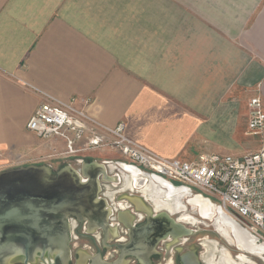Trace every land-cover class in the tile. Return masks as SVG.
Masks as SVG:
<instances>
[{
  "label": "crops",
  "instance_id": "obj_1",
  "mask_svg": "<svg viewBox=\"0 0 264 264\" xmlns=\"http://www.w3.org/2000/svg\"><path fill=\"white\" fill-rule=\"evenodd\" d=\"M44 94L75 98L81 107L90 100L93 117L109 126L126 122L131 139L165 158L257 152L264 132L249 134L248 104L260 96L264 107V0H0V151L42 156L54 169L81 171L95 161L107 177L120 178L113 187L99 177L112 213L131 215L133 203L116 201L131 194L144 196L156 215H180L154 203L158 192L169 194L157 175L133 174L116 152L55 157L62 142L26 130ZM250 137L261 140L256 150L244 141ZM173 184L185 189L173 197L187 210L200 198ZM179 217L175 223L188 222Z\"/></svg>",
  "mask_w": 264,
  "mask_h": 264
},
{
  "label": "built area",
  "instance_id": "obj_2",
  "mask_svg": "<svg viewBox=\"0 0 264 264\" xmlns=\"http://www.w3.org/2000/svg\"><path fill=\"white\" fill-rule=\"evenodd\" d=\"M44 96L47 101L28 120L26 130L43 141L62 142V151L55 145V157L65 160L94 151L116 152L147 173L209 198L264 248V147L243 157L212 154L195 162L169 159L131 139L126 122L109 126L93 117L86 109L90 100L81 107L75 98L62 101ZM248 108V132L258 136L264 132L261 97L252 98Z\"/></svg>",
  "mask_w": 264,
  "mask_h": 264
},
{
  "label": "water",
  "instance_id": "obj_3",
  "mask_svg": "<svg viewBox=\"0 0 264 264\" xmlns=\"http://www.w3.org/2000/svg\"><path fill=\"white\" fill-rule=\"evenodd\" d=\"M128 170L140 172L135 166H129ZM101 174L103 175L101 181H112L113 187L119 186V176L115 174L113 177H107L104 166L96 164L95 161L83 163L81 171H77L71 165L55 170L52 166L44 164L0 172V264H8L13 255L22 253V244L27 253L34 254L43 248L44 251H60L68 256L70 241L68 218L74 217L81 224L88 226L96 225L98 222L97 217L102 206L98 203ZM153 179L168 191L180 193L185 190L177 188L162 177L153 176ZM122 196L118 195L116 201L123 202L124 200H120ZM199 197L215 208V204L209 198L203 195ZM128 200L150 214L155 213L144 196H136L135 199L128 197ZM103 203L108 207L106 201ZM108 209L112 213V209L110 207ZM163 214L167 217L166 213ZM119 215H123V220L132 216L130 211H120ZM154 215L156 216V213ZM120 221L122 222L121 218ZM115 225L112 226L117 230L119 224ZM102 226L103 229H107L106 224ZM173 227L181 234H194L196 231L185 229L175 222ZM151 229L152 226L149 225L138 230L135 239L148 237ZM107 236L112 240L118 237V234L109 231ZM197 250L199 246H194L192 253L197 255Z\"/></svg>",
  "mask_w": 264,
  "mask_h": 264
},
{
  "label": "flooded vegetation",
  "instance_id": "obj_4",
  "mask_svg": "<svg viewBox=\"0 0 264 264\" xmlns=\"http://www.w3.org/2000/svg\"><path fill=\"white\" fill-rule=\"evenodd\" d=\"M149 193L151 194L150 191ZM128 195H123L120 200H127L128 197L136 198L135 195ZM161 197V202H166L170 206H159L153 200L158 209L169 210L175 214L179 212V214H182L181 219L183 221H192L195 224L194 218L184 212L187 210L186 205L182 203L180 198L177 200L182 204V207L178 211L175 209L176 206L173 205L175 203H173L169 194L161 195ZM106 199L103 191H101L98 203H101L102 206L98 213L96 225L88 226L87 224H81L74 217L68 218L70 224L68 256L60 251H44L43 248L34 254L27 253L22 244V253L13 255L8 264H206V262H200L198 256L192 253L195 246L193 245V233L181 234L175 231L174 222L178 220L169 213L165 214L168 218L164 217L163 213H157L155 216V213L150 214L134 205L132 216L123 220V215H119V213L116 215L114 211L113 213L109 212L108 207L103 203L104 201L109 203ZM192 202L190 199L187 205H191L194 209ZM199 215L201 218H206L201 213ZM170 216L171 219H169ZM220 216L222 220L225 215ZM120 218L122 219L123 230H120V228L116 230L112 225L118 222L121 223ZM104 224L107 225L106 230L103 229L102 225ZM149 225L152 226L150 235L146 238L135 239L138 230ZM109 231L118 234V237L111 240L107 236ZM98 236L100 237L98 238ZM228 244L233 246L230 243ZM239 245H242V243ZM243 248L246 252H249L244 246ZM229 254L226 255L225 259V262L228 263L231 261V254L230 256Z\"/></svg>",
  "mask_w": 264,
  "mask_h": 264
},
{
  "label": "rangeland",
  "instance_id": "obj_5",
  "mask_svg": "<svg viewBox=\"0 0 264 264\" xmlns=\"http://www.w3.org/2000/svg\"><path fill=\"white\" fill-rule=\"evenodd\" d=\"M246 143H249L252 150H256L260 146V138L259 137H250L245 138ZM47 160H44L42 156L37 157H21V159L15 158V156L11 155L8 151H0V172L11 170L19 167H25L29 165H48ZM66 165L57 166L55 169L59 170L60 168ZM197 198V197H196ZM191 199L192 201L195 200ZM188 206V212L191 217L194 218V223H183L185 229L196 230L193 234V245L199 246V250H197V256L200 262L206 264H222L221 258L222 254H226L231 257V261L225 262L226 264H264L263 257L259 258L258 255H251L249 252H245V249L242 245H233L230 246L226 239L222 236L217 226L221 219H219V214L217 211L210 210L212 212V216L207 218H201L200 208L195 205L194 209L191 206ZM218 210V208L215 206ZM181 215H176L175 218L179 219ZM217 223V224H216ZM217 225V226H216ZM253 245V244H252ZM254 248V246H252ZM222 253V254H221ZM262 255V254H260ZM259 255V256H260ZM224 262V261H223Z\"/></svg>",
  "mask_w": 264,
  "mask_h": 264
},
{
  "label": "bare ground",
  "instance_id": "obj_6",
  "mask_svg": "<svg viewBox=\"0 0 264 264\" xmlns=\"http://www.w3.org/2000/svg\"><path fill=\"white\" fill-rule=\"evenodd\" d=\"M132 173L134 174L135 172H132ZM158 193L157 194L155 193L156 195H154V198H155L156 201H160L161 202V200H160L161 193L160 192H158ZM175 193L177 194L179 192L178 191L177 192H175V191H169V196L170 197H173ZM173 199H174L173 200V203H175L173 205L176 206L175 209L179 211V209L182 207V204L177 200V197H176V199H175V197H173ZM201 199H202L201 197L200 198H196L195 200H193L192 203L194 205H198L199 206L200 213H201L202 216H204L206 218H210L212 216V212L210 211L211 210V205L208 204V203H206V201L201 200ZM158 205L159 206H165V205L170 206V204H168L166 202L165 203H162L161 205L159 203ZM216 211H217V214H219V215L220 214L221 215H225V214H223L222 212H220L217 209H216ZM180 215H182V214H180ZM220 217H219V219H221ZM218 225L219 226H217V225L216 226L218 227L220 233L227 240L228 243H230L231 245H235L237 243L238 244L242 243V245L247 249V251H249V252H251L253 254H259V255L262 254V255H260L258 257L259 258H261V257L264 258V248L262 246L257 245L255 243V240L251 237V235L245 229H243L239 224H237L232 218H230L229 216L225 215V216L222 217V220H220V222L218 223ZM251 241H253V244L255 243L254 248H252L250 246ZM225 259H226V254H224V255L222 254V258H221L222 264H226L225 263ZM228 259H230V258H228Z\"/></svg>",
  "mask_w": 264,
  "mask_h": 264
},
{
  "label": "clouds",
  "instance_id": "obj_7",
  "mask_svg": "<svg viewBox=\"0 0 264 264\" xmlns=\"http://www.w3.org/2000/svg\"><path fill=\"white\" fill-rule=\"evenodd\" d=\"M45 171H47V169H45Z\"/></svg>",
  "mask_w": 264,
  "mask_h": 264
}]
</instances>
